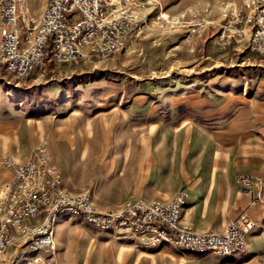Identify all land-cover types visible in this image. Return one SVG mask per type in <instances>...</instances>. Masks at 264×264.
<instances>
[{
  "label": "rangeland",
  "instance_id": "1",
  "mask_svg": "<svg viewBox=\"0 0 264 264\" xmlns=\"http://www.w3.org/2000/svg\"><path fill=\"white\" fill-rule=\"evenodd\" d=\"M260 2L147 0L140 9L146 21L128 49L73 64L48 59L26 78L0 68V194L11 177L5 160L25 161L42 142L61 178L62 171L76 178L75 191L64 187L89 192L104 212L135 200L169 202L182 192L187 204V187L209 172L260 174L264 51L251 50L248 40H215L232 11ZM104 177L109 196L142 195L103 209L95 188ZM211 199L223 202L217 193ZM102 232H128L152 247L131 230L75 227L66 249L95 253L88 259L95 264L97 252L113 250ZM27 251L24 240L15 241L5 264H18Z\"/></svg>",
  "mask_w": 264,
  "mask_h": 264
},
{
  "label": "built area",
  "instance_id": "2",
  "mask_svg": "<svg viewBox=\"0 0 264 264\" xmlns=\"http://www.w3.org/2000/svg\"><path fill=\"white\" fill-rule=\"evenodd\" d=\"M22 1L0 0V67L19 78L31 76L48 59L73 64L128 49L147 18L140 12L147 0H48L40 20L20 8ZM246 9L232 11L215 40L223 45L248 40L251 50L264 51V2ZM4 163L12 175L0 194V264L18 240L28 244L24 264H58L54 226L63 215L80 217L101 230H131L144 235L152 247L170 245L220 256L247 252L248 238L259 228L243 212L221 232H199L182 222L184 192L169 202L135 200L120 209L100 211L89 192L72 193L64 187L49 163L45 142L29 159L9 158ZM263 184V174L238 178V188L250 196L251 204L261 200Z\"/></svg>",
  "mask_w": 264,
  "mask_h": 264
},
{
  "label": "crops",
  "instance_id": "3",
  "mask_svg": "<svg viewBox=\"0 0 264 264\" xmlns=\"http://www.w3.org/2000/svg\"><path fill=\"white\" fill-rule=\"evenodd\" d=\"M47 3L48 0H24L20 8L28 15L40 20ZM256 170L264 175V152L263 160L258 163ZM9 172L12 175L10 170ZM61 174H63L64 186L75 191L76 178L65 171ZM220 178L223 181H219ZM237 178L238 174L234 172L225 174L209 172L202 177L201 182L190 184L187 187L189 196L183 210V221L201 232H221L230 219L247 212L259 225V228L248 238L247 252L217 257L214 254L180 251L170 245L159 248L145 247L142 245V238L131 233L102 232L106 241L103 245L113 250L97 252L99 261L95 264H264V184L261 187V200L251 204L249 195L238 192ZM109 183L110 181L108 182L104 177L97 182L95 188L98 203L103 209L109 208L112 203L142 195L140 192H135L131 195L116 193L113 197L109 196L106 193ZM214 193L223 196L221 206L212 203L211 196ZM75 227L77 230L95 228L79 217L61 216L55 225V236L58 242L56 257L60 260V264H92L88 259H91V255L95 253L66 249L68 232ZM25 255L26 253L20 255L18 264L25 261L21 260L25 259ZM8 264H11L10 261Z\"/></svg>",
  "mask_w": 264,
  "mask_h": 264
}]
</instances>
